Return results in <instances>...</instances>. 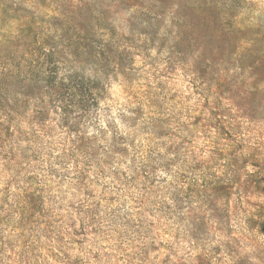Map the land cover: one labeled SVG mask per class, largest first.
Masks as SVG:
<instances>
[{"label":"rangeland","instance_id":"rangeland-1","mask_svg":"<svg viewBox=\"0 0 264 264\" xmlns=\"http://www.w3.org/2000/svg\"><path fill=\"white\" fill-rule=\"evenodd\" d=\"M0 264H264V0H0Z\"/></svg>","mask_w":264,"mask_h":264},{"label":"trees","instance_id":"trees-1","mask_svg":"<svg viewBox=\"0 0 264 264\" xmlns=\"http://www.w3.org/2000/svg\"><path fill=\"white\" fill-rule=\"evenodd\" d=\"M51 55H48L50 57ZM52 65L50 69H44L43 78L40 79L45 86L54 87L57 80V70L55 68L56 63H51L50 60L46 62V65ZM66 82V84H64ZM58 84L65 85V89H69L68 97L71 96V99H65L64 106H72L75 104L81 105L83 107L90 105V103L95 102V98L90 91V87H84L83 79L77 77L75 74H64L63 77L59 80ZM92 96V97H91ZM77 98V103L73 99ZM65 108V109H66Z\"/></svg>","mask_w":264,"mask_h":264}]
</instances>
